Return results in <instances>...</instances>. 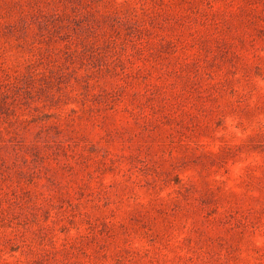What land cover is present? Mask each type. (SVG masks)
Returning <instances> with one entry per match:
<instances>
[{
    "label": "rangeland",
    "instance_id": "rangeland-1",
    "mask_svg": "<svg viewBox=\"0 0 264 264\" xmlns=\"http://www.w3.org/2000/svg\"><path fill=\"white\" fill-rule=\"evenodd\" d=\"M0 264H264V0H0Z\"/></svg>",
    "mask_w": 264,
    "mask_h": 264
}]
</instances>
